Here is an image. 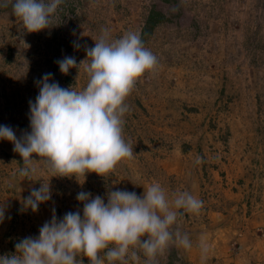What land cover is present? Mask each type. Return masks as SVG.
<instances>
[{"label":"rangeland","instance_id":"374dc122","mask_svg":"<svg viewBox=\"0 0 264 264\" xmlns=\"http://www.w3.org/2000/svg\"><path fill=\"white\" fill-rule=\"evenodd\" d=\"M5 3L0 0V125L18 138L31 131L29 101L35 102L44 74L52 73L50 82L62 88L87 85L84 65L63 74L56 61L74 56L79 65L102 30L113 40L128 31L142 36L151 12L164 20L143 40L157 69L125 101L123 136L132 159L104 176H54L33 154L37 173L21 177L23 158L0 139V257L16 254L20 240L38 237L53 210L58 219L82 215L81 191L107 203L110 190L139 196L159 182L169 198L188 191L204 206L199 214L178 210L183 215L170 230L187 233L192 247L170 244L156 264H264V0H64L39 32H27ZM41 183H49L51 199L33 212L23 200ZM77 259L90 264L83 254ZM128 264H147V257L138 251Z\"/></svg>","mask_w":264,"mask_h":264},{"label":"clouds","instance_id":"9594fccd","mask_svg":"<svg viewBox=\"0 0 264 264\" xmlns=\"http://www.w3.org/2000/svg\"><path fill=\"white\" fill-rule=\"evenodd\" d=\"M64 0H6L27 32L49 28L52 16ZM74 47L79 48L78 43ZM87 59L78 65L74 56L56 61L61 73L84 65L88 76L86 87L77 91L50 82L52 73L36 81L39 94L29 101L30 132L19 138L7 125H0V139L14 145L23 158L21 177L35 175L33 154L44 158L54 176H85L95 172L104 176L125 159L134 156L133 146L123 136L125 103L137 81L145 73L155 72L157 57L145 47L139 32L128 31L119 39H110L102 30L94 47H86ZM88 63H85V61ZM197 157L196 163H202ZM144 189V188H143ZM49 183H41L23 200L33 212L51 199ZM76 199L83 203L80 211L52 218L39 229L38 237H26L16 245V254L0 257V264H81L80 254L90 264H128L142 251L147 264H156V257L170 244L190 249L187 233L171 231L183 213L199 214L203 201L188 191H177L169 198L159 182H153L142 195L127 190L108 191L107 203L97 195L81 191ZM5 209L0 206V222ZM202 259L209 246L199 245ZM101 253L104 255L101 256Z\"/></svg>","mask_w":264,"mask_h":264},{"label":"trees","instance_id":"16d2710c","mask_svg":"<svg viewBox=\"0 0 264 264\" xmlns=\"http://www.w3.org/2000/svg\"><path fill=\"white\" fill-rule=\"evenodd\" d=\"M163 20L164 17L160 12H151L142 31V40L146 39L150 32Z\"/></svg>","mask_w":264,"mask_h":264}]
</instances>
